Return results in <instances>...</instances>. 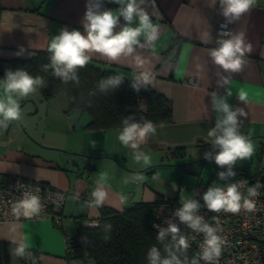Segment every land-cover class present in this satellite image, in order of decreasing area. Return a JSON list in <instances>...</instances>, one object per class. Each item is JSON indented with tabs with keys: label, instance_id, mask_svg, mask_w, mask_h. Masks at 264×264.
Here are the masks:
<instances>
[{
	"label": "crops",
	"instance_id": "1",
	"mask_svg": "<svg viewBox=\"0 0 264 264\" xmlns=\"http://www.w3.org/2000/svg\"><path fill=\"white\" fill-rule=\"evenodd\" d=\"M129 2L0 0V58H30L49 50L62 31L86 35L89 10L94 14L110 11L118 18L113 33L125 27L141 29L138 42L115 61L95 52L86 53L89 61L116 70L127 80L148 84L172 106L170 122L151 124L153 130L143 139L137 137L125 145L119 137L129 126L88 129L84 125L90 116L68 111L61 92L46 99L47 112L55 111L67 121L70 141L55 131L45 144L59 149L38 145V150L30 142L17 145L0 138V174H21L66 193L58 225L46 215L31 211L26 215L23 201L11 199L13 214L0 223V264H35L36 256L38 264H94L84 262L67 247V241L79 220L84 225L98 218L100 205L119 210L133 201L198 196L201 186L196 183L188 192L185 182L188 173L197 175V182H205L217 166L220 147L215 140L222 135L226 116L218 107L221 103L236 114L238 134L248 140L264 139V0H254L238 17L224 14L222 0H136L137 11L146 13L155 29L154 39H148L150 29L142 27L139 15L134 13L131 22L125 20L121 13ZM223 22L232 27L227 40H243L245 51L238 72L225 70L212 56L219 48L215 38ZM241 91L245 100L239 98ZM212 130L216 136H209ZM175 149H183L182 158H172ZM84 154L93 156L90 162L95 170L82 172L88 162ZM157 162L189 163L158 165L151 171L149 166ZM101 192L104 197L98 201Z\"/></svg>",
	"mask_w": 264,
	"mask_h": 264
},
{
	"label": "trees",
	"instance_id": "2",
	"mask_svg": "<svg viewBox=\"0 0 264 264\" xmlns=\"http://www.w3.org/2000/svg\"><path fill=\"white\" fill-rule=\"evenodd\" d=\"M52 55L49 50H40L30 58H0V70L7 73L24 71L34 79L38 77L42 83L35 87L45 99L64 93L68 111L79 110L90 116L84 125L88 129L161 124L172 120L169 100L148 84L127 80L116 70L103 68L89 60L85 66L68 72L65 79L57 74L56 68L63 69V66H54ZM48 77H51V84L46 92L44 86ZM117 77L118 83H109ZM5 125L8 120L0 118V126ZM183 154V149H175L171 155L179 159ZM245 169L233 164L217 165L207 181L199 180L201 192L193 197L195 202L206 204L203 197L210 188L231 185L238 178L248 176ZM220 173L224 174L223 179ZM157 200L133 201L119 210L100 205L97 225H82L79 220L68 246L84 262L94 264H164L165 260L171 264H193L194 261L195 264H213L203 259L194 248L181 246L177 240L153 228L151 221ZM35 264H38L37 256Z\"/></svg>",
	"mask_w": 264,
	"mask_h": 264
},
{
	"label": "clouds",
	"instance_id": "3",
	"mask_svg": "<svg viewBox=\"0 0 264 264\" xmlns=\"http://www.w3.org/2000/svg\"><path fill=\"white\" fill-rule=\"evenodd\" d=\"M226 5L224 14L238 17L240 14L248 11L254 0H222ZM140 16L141 24L144 29H150L148 39L155 38V29L151 26V21L146 13L142 14L137 11L136 0H130L127 7L122 11L125 20L131 22L133 14ZM117 16L110 11H105L100 14H94L91 10L87 13L88 23L85 25L86 35H82L80 31L72 32L62 31L61 34L55 37L49 45V51L53 53L52 63L54 66H63L56 68L58 75H63L68 78V72L73 71L76 67H83L87 64L90 57L86 54L89 52L100 53L102 56L108 57L115 61L124 52H131L132 46L136 44L137 37L141 33V29H132L125 27L118 33H113V29L117 24ZM250 51V46L248 48ZM245 47L242 38H234L221 42V47L212 52L215 63L222 66L225 70L238 72L241 69L242 57ZM119 77L115 80H110L109 83H118ZM42 81L37 77L33 78L27 72L17 71L16 73H7L5 86L8 92H16L22 96L28 95L34 91V86L41 84ZM231 95V93H229ZM239 98L246 99V94L241 91ZM218 107L226 114L225 119L221 122L224 125L222 135L216 136V130L209 132V136H216L215 143L219 145L220 151L216 155L215 160L218 165H231L237 159L249 157L254 149L244 136L237 132L236 114L229 110L227 104L221 103ZM243 114V112H241ZM0 115L7 120L17 119L19 117V106L9 96L7 103L0 101ZM219 128L220 125L218 124ZM152 125L146 124L143 128L138 125L126 127L119 139L127 145L130 141L137 137L143 139L146 134L152 131ZM135 148L136 144L133 143ZM231 174V173H229ZM224 174L220 173V178L223 179ZM254 192V190H251ZM104 193H98L97 199L102 200ZM209 210L219 212H231L236 214L241 207L248 210H254L255 205L252 201L243 200L238 191V185H228L226 189L210 188L203 197ZM25 209V214L36 211L38 203L36 199L26 200L21 205ZM198 207L194 201H188L184 204L183 209L178 213L182 221L189 223L193 229H199L206 234V250L204 252L205 259H212L213 256L220 254V238L214 234L215 230L204 224L201 227V218L194 217L193 211ZM170 231L175 233L177 228L172 226ZM181 246H186L185 240L182 238L179 241ZM22 252V249L20 250ZM155 250L153 256L155 257ZM164 264H171L165 260ZM179 264V262H177ZM195 264V261L193 262Z\"/></svg>",
	"mask_w": 264,
	"mask_h": 264
},
{
	"label": "built area",
	"instance_id": "4",
	"mask_svg": "<svg viewBox=\"0 0 264 264\" xmlns=\"http://www.w3.org/2000/svg\"><path fill=\"white\" fill-rule=\"evenodd\" d=\"M231 34L232 27L229 23L219 24L216 46L221 47V42L227 40ZM232 184L238 185L242 196L241 204L243 205L244 199L252 201L254 210L242 206L236 214L223 210L215 212L203 204L198 205L192 213L194 217L201 218V227L207 224L215 230L214 234L220 238L219 256L205 259L203 254L206 250V234L199 229H193L178 215L186 202H195L194 198H159L151 225L178 242L183 238L187 247L194 248L203 259L213 264H264V181L260 180V176H243ZM227 186L221 185L218 188L226 189ZM14 197L22 201L36 199L38 207L34 211L35 215H46L55 224L60 223L65 191L21 174H0V223L12 216L11 199ZM97 223V218H94L85 225L96 226ZM172 226L177 228V232L170 231Z\"/></svg>",
	"mask_w": 264,
	"mask_h": 264
},
{
	"label": "rangeland",
	"instance_id": "5",
	"mask_svg": "<svg viewBox=\"0 0 264 264\" xmlns=\"http://www.w3.org/2000/svg\"><path fill=\"white\" fill-rule=\"evenodd\" d=\"M16 72L14 71L13 74ZM6 78L7 74L0 75V101L7 103L10 96L19 106V117L8 120L7 132L6 126H0V138L12 139L14 140L13 143L17 145L19 142H30L28 145L35 144L34 148L38 150V145L50 149L58 148L51 144H45L46 140L54 138L55 131L57 132L56 136L59 137V133H62L63 137L70 141V134L67 133L68 125H64L67 121L55 111L47 112L46 99L40 96L41 93L38 88L34 86V91L26 96L16 92H8L5 86ZM0 118L4 117L0 115ZM249 142L254 149L253 153L249 157L237 159L232 164L246 168L245 171L248 176H257L260 171L264 173V160H261L264 157V139H249ZM62 149L65 150V148ZM167 157L171 158L170 156ZM161 161H166V159ZM197 178V175L193 177L192 174H187L185 183L188 186V192L193 191L195 184L198 183Z\"/></svg>",
	"mask_w": 264,
	"mask_h": 264
},
{
	"label": "water",
	"instance_id": "6",
	"mask_svg": "<svg viewBox=\"0 0 264 264\" xmlns=\"http://www.w3.org/2000/svg\"><path fill=\"white\" fill-rule=\"evenodd\" d=\"M176 54H177V50L175 51V55ZM172 68H173V64L171 66V69ZM6 74H7V71L0 70V75H6ZM50 84H51V77H48L46 79V83H45V86H44V91H46V92L49 91ZM55 149H58V148H55ZM84 156L88 159V162L85 164V166H82V168H81L82 169V172H88V171L95 170L96 169L95 165L92 162H90V158H92L93 156L86 155V154H84ZM185 163H189V162H177V163H173V162H157V163L152 164L149 167H156L158 165H177V164H180L181 165V164H185ZM91 165H92L93 168H91ZM260 180L264 181V173H262L260 175Z\"/></svg>",
	"mask_w": 264,
	"mask_h": 264
},
{
	"label": "flooded vegetation",
	"instance_id": "7",
	"mask_svg": "<svg viewBox=\"0 0 264 264\" xmlns=\"http://www.w3.org/2000/svg\"><path fill=\"white\" fill-rule=\"evenodd\" d=\"M6 126V127H5ZM5 126H3V127H5V129H6V131H7V125H5Z\"/></svg>",
	"mask_w": 264,
	"mask_h": 264
}]
</instances>
